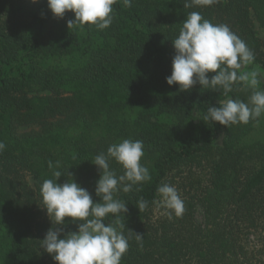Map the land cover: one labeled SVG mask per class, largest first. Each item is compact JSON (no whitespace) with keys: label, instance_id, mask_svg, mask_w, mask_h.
<instances>
[{"label":"trees","instance_id":"16d2710c","mask_svg":"<svg viewBox=\"0 0 264 264\" xmlns=\"http://www.w3.org/2000/svg\"><path fill=\"white\" fill-rule=\"evenodd\" d=\"M185 2L131 0L126 7L116 0L113 23L98 30L69 29L74 13L57 18L47 0H0V264H57L39 241L53 227L40 195L43 180L55 179L48 162H60L57 183L72 178L99 202L92 161L123 139L143 141L141 163L151 180L119 191L127 213L105 218L125 224L129 248L121 264H264V247L251 244L256 235L264 239V115L227 127L204 121L208 106L247 102L252 89L237 83L226 97L199 84L180 91L165 79L172 40L192 11L227 24L264 71V40L253 22L264 29V0ZM23 126L37 129L20 132ZM110 167L123 174L114 160ZM161 183L177 188L182 216L157 211ZM141 197L149 202L144 211ZM77 223L65 217L55 226L63 228L59 238ZM129 230L144 234L142 247Z\"/></svg>","mask_w":264,"mask_h":264},{"label":"clouds","instance_id":"9594fccd","mask_svg":"<svg viewBox=\"0 0 264 264\" xmlns=\"http://www.w3.org/2000/svg\"><path fill=\"white\" fill-rule=\"evenodd\" d=\"M37 2V0H32ZM116 0H47L48 8L57 18H63L67 11L75 15L68 20V28L83 29L94 25L98 30L108 28L114 20L113 4ZM218 0H186L184 7L211 6ZM126 7L131 0H123ZM175 55L172 59L171 74L166 83L179 85L180 91H188L194 85L212 91H223L227 97L237 83L252 89L247 102L239 98L219 100L217 105L208 106L204 121L218 122L225 127L236 124H247L264 115V90H258L260 74L255 71H241L253 63L255 56L246 42L235 34L227 24L212 23L198 11L188 13L182 22L178 36L172 40ZM209 73H214L209 77ZM6 148L0 141V153ZM144 156L143 141L123 139L109 145L106 153L100 152L92 163L100 171L95 192L100 197L94 202L87 189L81 187L74 179L57 183L62 172L60 162H48L55 179L43 180L40 195L44 209L52 221L40 247L50 254L57 264H121L123 255L129 248V236L123 229L125 224L105 223V218L112 214H126L127 203L116 198L119 191L128 193L134 186L143 185L151 180L148 167L141 163ZM114 160L121 165L122 175H117L110 167ZM71 177V173H68ZM139 191L140 187H136ZM160 205L171 210L176 217L185 211L177 188L169 183H161L156 189ZM156 203V201H153ZM149 202L141 197L138 210L144 211ZM65 217L77 223V231L63 232ZM129 232L134 233L129 230ZM137 244L143 246L144 234L134 233Z\"/></svg>","mask_w":264,"mask_h":264},{"label":"rangeland","instance_id":"374dc122","mask_svg":"<svg viewBox=\"0 0 264 264\" xmlns=\"http://www.w3.org/2000/svg\"><path fill=\"white\" fill-rule=\"evenodd\" d=\"M253 22H254V30H255L257 36L260 39L264 40V29L261 28L259 26V24L255 20H253ZM252 70L257 71L260 74V76H259V79L261 81L260 85H263L264 86V71L260 67H258L256 65L250 64V65H247L245 68H242L241 69V71H252ZM31 129H37V126H23V127H21L19 129V131L20 132H28ZM26 180L28 181L29 185H32L33 184L32 178L29 175L26 176ZM163 208H165V207L162 206V205H160V203L157 205V211L158 212H162L161 210ZM195 217H196L197 221H199V222L202 221V218H201V215L200 214L197 213L195 215ZM251 244L253 246H256V247H261V246L264 247V239L262 241L261 240V237L258 236V235H256V236H254V237L251 238Z\"/></svg>","mask_w":264,"mask_h":264}]
</instances>
